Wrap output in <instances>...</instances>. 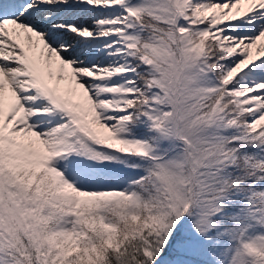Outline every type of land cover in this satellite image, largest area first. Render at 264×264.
<instances>
[{"label": "snow or ice", "instance_id": "snow-or-ice-1", "mask_svg": "<svg viewBox=\"0 0 264 264\" xmlns=\"http://www.w3.org/2000/svg\"><path fill=\"white\" fill-rule=\"evenodd\" d=\"M0 264H264V0H0Z\"/></svg>", "mask_w": 264, "mask_h": 264}]
</instances>
